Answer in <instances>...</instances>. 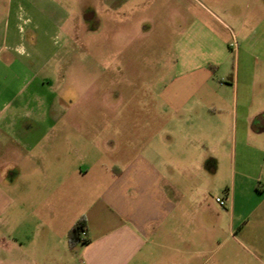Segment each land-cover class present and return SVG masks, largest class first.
Segmentation results:
<instances>
[{
	"label": "crops",
	"instance_id": "0c3cea01",
	"mask_svg": "<svg viewBox=\"0 0 264 264\" xmlns=\"http://www.w3.org/2000/svg\"><path fill=\"white\" fill-rule=\"evenodd\" d=\"M11 1L0 0L1 252L28 259L34 238L45 256L66 246L79 264H190L199 257L191 244L220 221L206 213L208 181L264 144V92L240 76L235 35L190 22L173 45L171 75L141 99L148 121L114 145L107 124L105 141H95L93 125L62 122V109L44 98L45 80L29 70L35 47L6 13ZM79 222L86 241L71 246Z\"/></svg>",
	"mask_w": 264,
	"mask_h": 264
},
{
	"label": "rangeland",
	"instance_id": "374dc122",
	"mask_svg": "<svg viewBox=\"0 0 264 264\" xmlns=\"http://www.w3.org/2000/svg\"><path fill=\"white\" fill-rule=\"evenodd\" d=\"M6 13H16L19 35L35 47L28 50L29 70L45 80L44 98L62 109V122L93 125L88 132L95 141H105L106 124L112 144L120 132L134 138V125L149 116L139 111L141 99L171 75L173 45L196 19L215 31L218 22L235 35L234 42L229 39L239 51L240 76L253 92H264L262 0H12ZM239 160L233 173L228 161L207 183L206 213L220 221L191 244L190 253L199 257L190 264H264V144H257L247 161ZM231 187L232 218L226 203ZM14 215L21 219L20 211ZM32 241L35 251L28 259L0 250V264H79L66 246L57 245L45 256L41 242Z\"/></svg>",
	"mask_w": 264,
	"mask_h": 264
},
{
	"label": "trees",
	"instance_id": "16d2710c",
	"mask_svg": "<svg viewBox=\"0 0 264 264\" xmlns=\"http://www.w3.org/2000/svg\"><path fill=\"white\" fill-rule=\"evenodd\" d=\"M83 230V226L82 224L79 222L77 224H75L68 235V243L69 245L73 246L78 242L79 239V234L80 232Z\"/></svg>",
	"mask_w": 264,
	"mask_h": 264
},
{
	"label": "built area",
	"instance_id": "2783aa9c",
	"mask_svg": "<svg viewBox=\"0 0 264 264\" xmlns=\"http://www.w3.org/2000/svg\"><path fill=\"white\" fill-rule=\"evenodd\" d=\"M215 202H216L219 206H221V207L224 206V203H223L220 199H218V198L215 199ZM85 241H86V233H85L84 230H82V231L80 232V234H79L78 242H79V243H85Z\"/></svg>",
	"mask_w": 264,
	"mask_h": 264
}]
</instances>
